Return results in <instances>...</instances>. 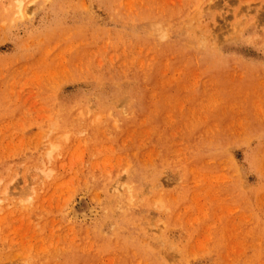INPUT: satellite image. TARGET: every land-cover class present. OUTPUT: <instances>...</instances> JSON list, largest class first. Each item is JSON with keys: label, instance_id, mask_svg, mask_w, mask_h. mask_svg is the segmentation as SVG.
I'll use <instances>...</instances> for the list:
<instances>
[{"label": "rangeland", "instance_id": "rangeland-1", "mask_svg": "<svg viewBox=\"0 0 264 264\" xmlns=\"http://www.w3.org/2000/svg\"><path fill=\"white\" fill-rule=\"evenodd\" d=\"M0 219V264H264V0H0Z\"/></svg>", "mask_w": 264, "mask_h": 264}, {"label": "bare ground", "instance_id": "bare-ground-1", "mask_svg": "<svg viewBox=\"0 0 264 264\" xmlns=\"http://www.w3.org/2000/svg\"><path fill=\"white\" fill-rule=\"evenodd\" d=\"M21 4H22V2L19 1V2H18L19 7H21ZM18 10L21 11L20 8H19ZM47 174H48V173H47ZM113 188H114V186H113ZM115 190H116V188H115ZM171 198H172V197H171ZM2 202H3V201H2ZM5 209H7V208L5 207ZM90 213H91V212H90ZM74 215H75V214H74ZM79 215H80V214H79ZM1 219H2V218H1ZM1 219H0V220H1ZM5 262H6V260H5Z\"/></svg>", "mask_w": 264, "mask_h": 264}]
</instances>
